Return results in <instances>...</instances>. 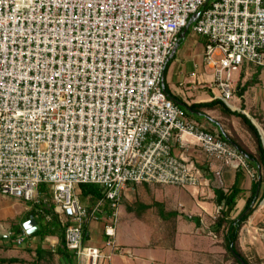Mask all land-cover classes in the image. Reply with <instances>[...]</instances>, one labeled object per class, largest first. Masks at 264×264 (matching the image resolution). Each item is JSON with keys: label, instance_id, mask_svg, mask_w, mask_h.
<instances>
[{"label": "built area", "instance_id": "2783aa9c", "mask_svg": "<svg viewBox=\"0 0 264 264\" xmlns=\"http://www.w3.org/2000/svg\"><path fill=\"white\" fill-rule=\"evenodd\" d=\"M201 9L190 25L205 40L219 99L231 107L234 74L243 64L264 69V0H0V196L34 207L48 196L77 261L109 259L83 245V226L105 215L106 246L115 248L129 184L202 183L175 145L246 166L164 92L166 62ZM84 184L101 189L93 207L76 194ZM27 237L21 231L15 246Z\"/></svg>", "mask_w": 264, "mask_h": 264}, {"label": "crops", "instance_id": "0c3cea01", "mask_svg": "<svg viewBox=\"0 0 264 264\" xmlns=\"http://www.w3.org/2000/svg\"><path fill=\"white\" fill-rule=\"evenodd\" d=\"M193 32V31H192ZM192 34V43L191 46L182 51V59L177 60L176 68L177 70H173L169 75V82L167 81V70L164 75L166 83L171 84L169 90L170 93L179 97L186 104L191 103H203L210 102L212 100H220L219 93L217 89L214 87L212 82V72L205 65L203 61V52H204V44L205 40L200 38L194 33ZM179 46L173 55L178 51ZM254 67V68H253ZM175 71V72H174ZM233 80L235 82V91L233 99L230 104L231 107H228L232 111L240 112L244 114L251 122L255 125L256 121H259L261 117V111L264 110V69L259 68L253 65L243 64L239 73L234 74ZM207 83V97L206 96H198L195 90L198 92L200 89L201 83ZM246 84V89L241 97L238 96V92L240 89H243V86ZM168 84H166L167 86ZM169 86V85H168ZM168 89V88H167ZM185 89H190L192 92L188 95V92ZM201 92V91H200ZM221 101V100H220ZM206 118L201 117L199 115L194 114V118L191 120L198 122L203 125L208 132L216 135L218 132L222 131L228 136L235 135L239 141L244 143L248 140V144L250 146V150L253 152V146L250 141V137L247 132L241 127L240 119L235 116L227 117L223 115L218 109H210L204 111ZM256 126V125H255ZM257 127V126H256ZM258 129V128H257ZM260 133V132H259ZM174 153L178 156L181 155L184 159L193 163L199 170L201 171L203 180L201 185H209L211 187V193L209 194L211 198H215V191L222 189L220 186L221 183L226 184L227 187L232 185L237 179L240 182L241 188L245 195H248L250 192L251 184L253 182V177L251 176L254 171L248 167L247 165L242 167L233 166H224V164L215 158H205L204 154L197 148H191L189 151H181L177 145L174 146ZM159 189L158 186L162 185H154ZM143 189L146 191L150 190V184L147 186L142 185ZM173 187V186H172ZM138 188L137 186L133 187L129 185L123 192L121 197L120 206L123 204L125 206V211L128 213L134 212L133 208L136 207L139 210V213H144L148 211L152 206H155L163 211V220H168V217H171V214L181 213V211H186L188 213L197 215L194 218L199 219V224L201 223V215L207 214V202H200L196 197L198 189H184L185 192H188L186 196L181 194L179 200L175 204L173 201V197L165 198L167 203L172 205L174 210L166 211L165 202L163 199L156 200L150 202H142L141 200L138 202L136 200L133 201L134 191ZM182 189V188H180ZM137 190V189H136ZM189 190L191 192H189ZM204 190V189H203ZM131 195H130V194ZM3 197V196H2ZM187 197V199L185 198ZM10 198V197H8ZM13 199V198H10ZM16 203L18 200L14 199ZM98 199H91L86 197L85 201L82 203L85 206L93 207ZM27 204L26 208L20 213L21 222L15 224L14 232H17L15 236H12L14 232H10L11 236H5V238H0V260L2 259H18L23 263H12V264H33L38 262H48L47 258H44L40 261L36 260L35 251L41 250L42 252H51L53 253L54 263L57 264L59 260L62 261V256L58 255L55 250L60 247L59 237L58 235L47 236L44 239H41L39 236L31 237L28 232L24 229L23 225L27 223L30 218H28V213L31 210L37 211L38 206L34 207L30 203ZM243 205V200H240L237 204V210H240ZM118 208L117 218L120 216V210ZM177 209V210H176ZM178 211V212H177ZM124 214V213H123ZM159 214V211H158ZM35 224L37 229L42 227L44 224L42 220L46 222L44 219L35 217ZM118 221L116 224V228L118 229ZM124 221V220H123ZM127 222V218H126ZM142 222V221H141ZM193 222V221H192ZM108 221L105 215H98V219H91L87 224V240L84 246L96 247L102 252L104 255H110L109 259H105L102 264H158L157 262L162 261V257L160 259L157 256H164V260L166 261V256L171 255L174 249H172L171 245L167 247H158L154 246H145L143 244H135L133 247L127 246L116 239L113 242V246L119 250H115V248H110L106 246L107 237L104 235V228L107 225ZM193 227H197L196 222H193ZM200 226V225H199ZM180 223L177 219V233H184L185 230H191V228H180ZM187 227H191L187 226ZM193 229V228H192ZM25 231L28 235L26 242L21 246H15L14 239L21 232ZM115 236L116 230H115ZM35 257V258H34ZM63 259H65L63 257ZM73 259V263L75 262ZM46 260V261H45ZM60 261V262H61ZM59 262V263H60ZM66 264L67 261L65 259ZM52 263V262H51ZM78 264H82L81 261L77 262ZM0 264H7L1 263Z\"/></svg>", "mask_w": 264, "mask_h": 264}, {"label": "rangeland", "instance_id": "374dc122", "mask_svg": "<svg viewBox=\"0 0 264 264\" xmlns=\"http://www.w3.org/2000/svg\"><path fill=\"white\" fill-rule=\"evenodd\" d=\"M191 33L193 32L190 26L187 35L180 42L177 53L168 65L167 81L169 80L170 73L173 70H177L176 62L183 58L181 56L182 51L191 46ZM166 84L169 85H167L169 90L171 84ZM200 86L198 92L196 90L195 92L198 96L204 95L207 97V93H205L207 91V83H201ZM185 90L188 92V95L192 92L190 89ZM261 113V117L259 121L255 122V125L260 132L264 144V110ZM243 144L250 148L248 140L246 142L244 141ZM220 185L222 189L227 188L226 184L221 183ZM137 187V190L135 189L134 191L133 201L136 200L139 202L141 200L142 202L151 203L153 199L158 201L163 199L166 211L174 210L173 208L175 207L167 203L165 198L173 197V201L176 204L181 194H184V196L189 194L184 189L172 186H158V189L154 184H150V190L148 191L143 189L140 184H137ZM191 189H198L196 195L198 200L200 202H207V214L204 213L201 215L200 219L202 221L199 227H193L194 223L189 219L197 215L184 210L178 213L176 217L171 216L167 218L168 220H163L158 214L159 208L155 206H152V208L144 213H139V210L134 207V212L128 213L122 204L119 208L120 216L117 218V220L119 219L118 229L115 227L117 234L115 238L130 247H133L135 244H143L151 247L152 245H157L162 248L171 245L172 249L176 247L171 255L165 257V262H162L164 256H157L158 259L162 257V261L157 262L158 264H237L224 248L222 233L216 234L209 229L213 222H215L219 212V207L215 204L214 198L209 197L211 187L200 184L196 188ZM189 192L191 191L189 190ZM76 194L80 199L79 188L76 189ZM185 198L187 199V197ZM26 206L27 204H24L22 201L18 200V203H16L14 199L0 196V238H5L8 233L14 232V225H19L21 222L20 213ZM177 219L180 223V228H191V230L187 229L184 233H177ZM190 225L191 227H187ZM238 249L248 260L249 264H264V197L260 199L257 209L242 226L239 233ZM61 258L62 261L60 259L59 262H61L57 264H66L65 259L63 257ZM54 262L53 257L51 264H55ZM77 262L75 259L73 264H78ZM81 262L84 264L83 261ZM33 264H50V262L46 261Z\"/></svg>", "mask_w": 264, "mask_h": 264}, {"label": "trees", "instance_id": "16d2710c", "mask_svg": "<svg viewBox=\"0 0 264 264\" xmlns=\"http://www.w3.org/2000/svg\"><path fill=\"white\" fill-rule=\"evenodd\" d=\"M192 25V24H191ZM190 25V26H191ZM188 27L185 36L187 35L189 28ZM182 41L181 34L178 42V46ZM174 57L172 56L166 62L164 68V75L170 64L171 60ZM246 84L243 86V89L238 92V96L241 97L246 89ZM163 88L167 97L175 104L181 107L186 117L189 119L194 118V114L199 115L201 117H205L206 115L204 111L210 109H218L223 115L227 117L235 116L240 119L241 127L247 132L250 137L251 144L253 145V152L246 147L238 138L233 136H228L224 132L220 131L217 136L219 139L227 142L232 148H234L238 154H240L245 164L250 167L255 176L253 178V182L251 184L250 192L248 195H245L243 192L240 182L237 179L232 185L227 187L226 189H219L215 191V204L220 207L218 216L210 226V231L219 234L222 233V239L224 243V248L228 255L235 261L237 264H249L248 260L244 257V255L238 249V239L239 233L242 226L247 222V220L252 216L258 206V202L260 199L264 197V144L259 133L257 127L248 119L244 114L240 112L230 110L222 101L220 100H212L210 102L203 103H191L186 104L179 97L170 93L167 89L165 83V77L163 79ZM207 130V129H206ZM133 187L137 186V184H129ZM128 185V186H129ZM147 186L148 184H140ZM80 189V201L83 203L85 198L91 195L92 198L102 199L103 195L101 189L95 185L84 184L79 186ZM40 192L43 194H47L46 187H40ZM240 200H243V205L240 210H237V204ZM38 210H31L28 213V218L39 217L43 219V215L48 214L51 215V220L49 222H44L42 227H39L33 233H30V236H39L41 239H44L47 236L58 235L60 247L55 250V252L64 257L68 264H73V259L75 258L72 253L66 250L65 242H64V233L63 228L60 226L57 216L54 213V208L50 204V198L47 196V202L45 204H40L38 206ZM159 215L163 216V211L159 210ZM172 217H176V214H171ZM191 221L196 222L197 227H199V219L189 218ZM88 224V223H87ZM87 224L83 226L82 233V242L85 244L88 236H87ZM17 232H14L12 235L15 236ZM35 257L37 261H40L44 258H47L48 261L52 262L53 253L51 252H42L41 250L35 251ZM1 263H23L18 259H2Z\"/></svg>", "mask_w": 264, "mask_h": 264}, {"label": "water", "instance_id": "95a60500", "mask_svg": "<svg viewBox=\"0 0 264 264\" xmlns=\"http://www.w3.org/2000/svg\"><path fill=\"white\" fill-rule=\"evenodd\" d=\"M202 9L199 10L198 13H196L194 16L191 17L190 21L188 22V25L182 30L181 32V38L185 37L186 31L188 29V27L190 26L191 22H193L196 18H198V16L200 15ZM177 47L172 51L170 58L174 55L175 51H176ZM24 229L26 230V232L33 233L34 231L37 230L36 224H35V220L33 218H30V220L25 223L23 225Z\"/></svg>", "mask_w": 264, "mask_h": 264}]
</instances>
